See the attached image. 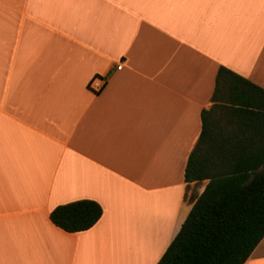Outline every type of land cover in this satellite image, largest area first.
<instances>
[{"label":"crops","instance_id":"0c3cea01","mask_svg":"<svg viewBox=\"0 0 264 264\" xmlns=\"http://www.w3.org/2000/svg\"><path fill=\"white\" fill-rule=\"evenodd\" d=\"M222 66L264 88V0H0V264H158ZM79 200L94 227L52 223Z\"/></svg>","mask_w":264,"mask_h":264},{"label":"trees","instance_id":"16d2710c","mask_svg":"<svg viewBox=\"0 0 264 264\" xmlns=\"http://www.w3.org/2000/svg\"><path fill=\"white\" fill-rule=\"evenodd\" d=\"M211 102L185 170L187 183L207 185L158 264H244L264 238V88L222 66ZM102 215L79 200L50 219L78 233Z\"/></svg>","mask_w":264,"mask_h":264},{"label":"built area","instance_id":"2783aa9c","mask_svg":"<svg viewBox=\"0 0 264 264\" xmlns=\"http://www.w3.org/2000/svg\"><path fill=\"white\" fill-rule=\"evenodd\" d=\"M121 68L122 64H120L117 69L121 70ZM108 81V76L97 75L89 82L88 88L94 94H100L105 89Z\"/></svg>","mask_w":264,"mask_h":264}]
</instances>
